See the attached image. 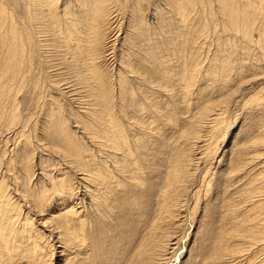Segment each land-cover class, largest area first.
<instances>
[{
	"label": "bare ground",
	"instance_id": "obj_1",
	"mask_svg": "<svg viewBox=\"0 0 264 264\" xmlns=\"http://www.w3.org/2000/svg\"><path fill=\"white\" fill-rule=\"evenodd\" d=\"M20 1L23 8L22 12H19V14L17 12V7L13 9L8 6L7 0H0V100H4V97L8 98L7 100L10 102L11 107L13 106L15 110V113H10L11 111L9 112L8 109L4 108L5 106H2L3 104L1 105L3 100L0 101V130L4 126V120L9 122L10 125H15L17 122L16 118L19 117V112L21 109L20 105L16 103L15 96L2 94H5L8 89H11V82L16 76L21 75L20 69L22 64L27 60V52H34V50H38V47L40 46L36 38L37 36L35 35L37 33H35L34 30V23L36 22L40 28L42 27L43 30H46V32L51 34V39L54 42V45L60 46L62 53L66 52V57L74 63L75 67L79 68L80 70L81 68L87 69L90 72V76L94 84L93 88L95 89H92V93L97 98V109H95L96 113H94L93 119L95 123H89L90 125L86 124L84 127L91 128V130L93 129L95 138L98 140V145H96L97 149L95 148V154L85 151L87 147L83 148V150V146L81 147L82 143L79 145L77 142L78 140H74L75 137H72V135L66 133L65 129L62 128L63 120H60L61 122L59 123L56 130L57 134L53 135V140L55 141L53 142L54 145H57L56 148L58 149L56 150L63 148L67 153V157L72 158L71 160L69 159V163H65L66 159L65 161L63 160L67 165L62 166L56 162L54 156L53 158L45 156L40 158L37 162L34 157V144L32 145L31 139L28 136L26 137L24 133V141L21 137V140H19L14 147L12 146V149H9V153H7L9 155H6L7 157H0V264H43V261L47 259V257L53 255V243L51 242V234L53 231L59 236V242L61 243L59 255L62 259L64 258V264H95V261L92 259L87 260L85 257L83 261H80L81 259L76 256L74 246L78 244V242L81 243L78 244L80 248L77 249V252L82 253L84 256V251H86L88 247V240L87 236H85L83 240L80 236H74V228L70 224V221L74 218H78L80 222L85 221L87 223V221H90V225L93 227L94 225L92 224V220L95 219L97 232L95 231L96 234L93 233V236H96L98 238V244L102 245L99 237L101 236V233L104 232V226L108 225V222L113 219V213L117 207L116 204H119L118 201L123 192V188L125 190L130 186V188H133L134 190V186L131 185V183H128L129 178L133 181V183L134 181L136 182L134 184L136 187H140L142 189L143 187L147 188L146 185H148L149 191L154 190L156 193L157 188L161 189V187L159 188L158 182L159 180L161 181V177H164L165 181H163L165 182V188L169 189V192H164L163 201L160 202L158 207L153 209L155 213H153L154 215L151 214L153 217L150 215L148 218L147 216V220L143 218V213L145 211L141 209V206L138 207L142 211V219L139 220H145L146 223H148V226L146 229L144 228L145 222L144 224L143 222L141 223L144 225L143 229H141L143 230V236L140 237L139 240L138 238H135V235L138 233L137 229H132L130 227L131 229L129 230H131V234L129 235L131 239L129 244L134 242L135 249L133 248V252L135 251V254H131V257L133 258L130 257L129 259L132 260L129 262L127 260V264H168L172 259H169L168 257L167 259L165 257L168 247V240L166 241V237L164 236L159 238V235H157V224H160L164 221H162L159 216L163 213L172 221L174 220L175 216L177 218L178 216L177 213H175V208L178 205L179 200L182 202L180 209L184 210V214L188 215L190 210L191 217L193 216L194 210L191 209L192 206L190 207V198L191 195L195 197L198 192L193 193L191 185L195 184L193 183V180L195 182L201 175V170H196L195 172L192 171L193 162L197 154L195 153V150H197L199 144L205 141L203 137L206 135L204 132H207L208 130V123H211L212 127L217 129L218 132L219 128H222V141L226 138L228 133L231 132L233 125H235V123L232 121L229 123L228 128H225L226 121L224 119L221 120V115L226 111L228 102L232 98V95H230L229 98L228 95L232 92L230 83L233 79L232 72L235 71L233 65L232 70L229 67L231 63L233 64L230 54H228V61L226 59L227 55L225 54L223 47L226 45L224 43L225 41H223L220 46V50H222L221 52L223 53L222 56L224 57L223 60L226 61V63L222 65L225 71L221 69L220 74L221 79L223 80V86L218 88L224 91L221 93V95L213 96L212 93L210 95L211 97L205 95V97L209 98H207L208 100L206 101L205 105L200 106L203 108L201 110L199 109L200 111L195 116L192 114L190 117L186 116L187 118H184V123L178 131L180 134L176 138L178 143L172 145V147H169L170 149L166 150V148L164 149V145H162V143H157V145L153 140V135L150 134H153V132L156 131L157 133L163 131L164 134V126L169 124L167 126L170 127V125L173 124L171 123L172 121H177L175 117L176 115H173L175 114L173 105H170V107L172 106L171 108L173 109H168V112L158 105L155 109L143 107V105L134 96L140 95V93L134 92L131 84L132 79L130 75L127 74L128 72L124 69H119L117 73L112 74V78L109 77V81H105V77L101 75V70L98 66L100 63L98 64V61L102 57H106L104 48L106 45L111 43V37H108V34L110 33V25L112 31V15L114 13H118L115 9L117 4L111 6L110 1L112 0H45V2L44 0ZM143 1H134V3H136V5H134L141 13H143L145 10V8H143L144 6L142 5ZM166 1L168 2L167 4H170V11H172V13L181 14L184 20L188 19L186 13L190 10L191 0ZM242 1L243 0H218V2H220V4H218L221 7L220 11L224 12V14L227 16V19L232 20L235 23V25L231 23L234 25L233 27L240 28L238 31L243 30L244 32H248L247 29L251 28L252 25L249 23L253 20V18H261V24L264 26V0H247L248 2L245 3V5L240 6ZM237 2L239 3L236 4ZM44 4L47 10L44 8ZM117 18L118 15L116 14V22L118 21ZM174 18H171L173 20H170V23L168 22L170 26L169 35H163L161 32L164 39L162 47L166 46L168 48L169 56L170 53L171 56L173 55L170 62L172 65L174 58H176V61L179 58V53H176V50H186L189 48L191 43L194 44V50H199V47H197L199 37L195 39L191 37V34H188V32H184L185 35H183L184 41L182 43V48L178 49V44L180 43H178L177 38V22H175L176 20ZM253 21L257 20L255 19ZM227 25H229L228 22ZM247 26L249 28H247ZM141 30L142 35L139 33L140 35L137 38V42H140V44L142 43L144 45L142 48H140L142 56L139 53V55L142 57H140V59L143 61V63H141L143 65V71H138L141 78L144 79V82H147L148 78L152 77L153 75H158L159 77H157V81L163 82V84L167 85L164 86H169L171 88V85L174 81L173 79L180 77L182 79L180 81H182V84L184 85V88H182L184 89L183 92L185 93L184 97L189 96L186 94L192 92L191 88L195 85L196 77L198 76L199 72H201L199 71V64L201 61H199L200 59L197 60L199 58V56H197L198 54L196 55L197 57L194 56V58L187 56V58H190V61L195 59L196 66H198V68L188 65L187 63L183 66V70L182 68L180 69V72L177 71L178 69L176 68V65L173 68L170 66L171 68L168 71V65L164 67V63L166 62L164 58L165 55H161L163 52L161 51V47L157 45L158 43H155L154 40H152L153 42L150 41L146 43V41H148L146 33H150L152 31L151 27ZM136 35H138V32H136ZM260 36H263V39L261 38V43L259 44L260 47L264 49V30H260ZM69 43L71 46H68ZM109 47L115 48L114 43L110 44ZM163 50L165 51V48ZM189 51L191 52V49ZM134 52H132L131 55L135 54ZM259 56H261L260 58L262 59V53ZM187 60L188 59H186V61ZM135 61L136 60H134V62ZM126 65L134 67L131 63ZM217 67L215 65H210V68L207 70L209 72H207L208 74L206 73L207 76L210 78L214 77L216 72L215 69ZM248 67L250 68V66ZM261 67L262 65L259 63V59H256L253 63V68ZM242 68L243 66L241 67L240 65V67L236 69V74L238 76L241 75ZM211 70L212 72H210ZM132 72H134L133 75H135L137 70H132ZM149 80H151V78ZM114 84L117 85L118 88L117 93L112 100L110 95H113ZM160 85L161 84H159V86ZM259 92H261V90L258 91L256 95H258ZM128 95H131L130 101L127 100ZM224 95L226 96L225 98ZM147 98L150 99L149 96ZM127 102H129L128 105L126 104ZM219 107L222 108V111ZM187 109L189 110V108ZM219 111L221 112L219 113ZM166 118L169 119V123H164V121H166L164 119ZM134 119L142 122L140 126L143 128L147 127V134H149L150 137L145 135L146 139L143 141L141 138L134 139L131 137L127 129H138L137 126L134 127L136 125H134ZM87 122H89V120ZM23 125L21 124V126ZM19 129L21 130V127ZM262 133L263 136H261V139L264 141V131H262ZM219 140L213 141L215 145L213 142L209 141L210 143L205 144L204 148L207 149L211 146H213V148H219L221 144L223 145L222 141ZM82 141H84V139H82ZM151 144H154V146ZM203 144L204 143H202V145ZM59 145H61V147ZM148 147L149 149H153L151 155H154L152 159H150V162L152 160L155 161L156 168L158 165H160L158 174H156V172L152 169L150 172H148L146 170L147 168L145 169L144 167L145 162H143V158L140 157L142 152H145ZM201 148L203 149V147ZM222 150V156L221 158L219 157L220 159L218 161H222L223 159L222 157L225 153L224 147H222ZM84 152H89V154L92 155L86 154ZM162 154H164V156ZM162 159L166 161V166H164L165 172L163 175L161 173V168L163 166L161 164L163 161ZM148 164L150 165V163ZM207 171L208 169L205 170L200 176L201 180H199L201 182L206 178L205 175L207 174ZM130 173L131 175H128ZM150 176L151 180L148 181ZM252 180L255 181V179ZM257 180L261 181L260 186H258L257 189L252 186V188L248 191L250 196L246 198L247 202L251 204L250 209L247 210V213H245L246 220L244 215V219L241 220L242 218L240 217L242 216V213L238 212L232 214V218H230L234 223L232 224L236 225L235 227L232 226L233 229H236V227L238 228L240 224L241 226L245 224L246 227L244 228L245 230L243 234H241V232L239 233L241 234L240 237L243 240L244 245L241 246V248L239 247L240 249L231 248L229 249L231 250L229 252H232L231 254L236 256L237 254L250 249L252 255L249 254L251 256H249L247 261L252 264L258 262L257 255L264 251V224L260 222L261 216H263L264 222V203H261L263 200H261V197L264 195V193H262L261 190L260 192L262 194L256 192L259 191V189L264 190V177L262 176V179ZM155 184L156 187L154 188ZM185 184H189L190 187H188L187 191L183 193L184 189L187 187ZM251 193H253V195ZM137 203L138 202H136V205ZM122 204L123 203L120 204L121 208L125 209L122 207L125 204ZM247 206L248 205L246 204V207ZM229 216L230 215H228V219ZM52 222L53 225H50ZM122 222L124 223V221ZM126 223L128 222L126 221ZM113 226L114 225H112V227ZM138 230L140 232V229ZM125 232L127 231L125 230ZM109 234L111 233H108V235ZM243 235L244 237H242ZM227 236L228 235H224L223 240ZM112 242L113 240L111 239V243ZM232 242H234V240ZM107 245L110 244H106V246ZM224 246L225 247L222 248L226 249L227 253L228 250L226 248V244H224ZM110 248H107L110 253L109 255H113V250H110ZM217 248L219 253H223L220 247ZM107 253L108 251L105 250L104 255H108ZM226 253L224 252L223 254ZM87 254L86 256L90 258L95 256L94 254ZM216 257L218 256L216 255ZM95 258L97 259L96 256ZM110 259L114 260V258ZM262 263L263 262H261V264Z\"/></svg>",
	"mask_w": 264,
	"mask_h": 264
},
{
	"label": "rangeland",
	"instance_id": "obj_2",
	"mask_svg": "<svg viewBox=\"0 0 264 264\" xmlns=\"http://www.w3.org/2000/svg\"><path fill=\"white\" fill-rule=\"evenodd\" d=\"M134 1L135 0L110 1L111 6L117 4L115 6V9L118 12L112 15V31L110 25V33L108 34V37H111L110 44L114 43L115 48L109 47L110 44L105 46L104 53L106 57H102L98 61V64L100 63L98 66L101 70V75L105 77V81H109V77L112 78L111 75L117 73L119 69L126 70L128 72L127 74L130 75L132 79L131 84L134 92L140 93V95L134 96L143 105V107H150L155 109L158 105L167 112L174 108L173 110L175 114L173 115H176L175 117L177 121H172L171 123L173 124L170 125V127L167 126L169 124H166L164 126V134L163 131L160 133H157L156 131L153 132V134H150L153 135V140L156 142V144L162 143V145H164V149L166 148V150L170 149L169 147H172V145L177 144L178 140L176 138L180 134L178 133V131L184 123V118L190 117L192 114L194 116L198 114V112L203 108L200 106L205 105L206 101L208 100L207 98H209L205 97V95L210 96L211 93L213 96L221 95V93L224 91L218 89L223 86V80L221 79L220 74L221 69L225 71L222 65L226 63V61L223 60L224 57L222 56V50H220V46L223 41H225L224 43L226 44L225 46H223L224 52L227 55L226 59L228 58V54H230V57L233 60V64L231 63L229 67L232 70L233 65L235 70L232 72L233 79L230 83L232 92L228 95V98L230 95H232V98L229 100L227 107L224 105L227 109L221 115V120L224 119L226 121L225 128H228L229 123L232 121L235 123V125H233V127L231 128V132L228 133L226 138H223V142L221 135L222 128H219L218 132L217 129L212 127L211 123H208L207 132L209 134L207 132H204V134H206L203 137L205 141L202 143L204 144H199L200 146L198 145L197 150H195V153L197 154L193 162L192 171L195 172L196 170H201V175L205 170L208 169V171L205 175L206 178L202 182L200 181V175V180L197 179L195 182L193 180V183L195 184L191 185L192 192H198L195 196L196 198L192 195L190 198V207L192 206L191 209L194 210L193 216L191 217L190 210L188 212V215L184 214V210L180 209V205H182V202L180 200L175 208V213H177L178 216L177 218L175 216L174 220L172 221L163 213L159 216V218L164 221L160 224H157V235H159V238L164 236L166 237V241L168 240V247L165 257H168L169 259L172 258L168 264H252L247 261L249 256L252 255L250 249L245 250L237 254L236 256L232 255V252H229L231 251L229 250L231 248L238 249L239 247L241 248V246L244 245V242L241 239L240 235L243 234L245 230L244 228L246 227V225L243 223L244 225L241 226L240 224L238 228L236 227V229H233V227H235L236 225H233L234 223L230 218H232V214L236 212L242 213L241 215L245 216V213H247V210H249L251 207V204H249L246 199L248 196H250V193L248 194V191L252 188V186L257 189V187L260 186L261 183V181L257 179H262V176L264 177V141L261 139V136H263L262 131H264V49L260 47L259 44L261 43L260 40L263 37L260 36V30H264V26H262L263 24H261V18H253V20L256 19L257 21L252 20L249 24H252L253 26L251 25V28H249L250 25L249 27L247 26V28H249L247 29L248 32H244L243 30L238 31L240 28L233 27L235 23L232 20L227 19V16L224 14V12L220 11L221 7L219 6L220 2H218V0H191L190 10L186 13L188 17V19L186 18L187 20H184L181 14L172 13V11H170V4H167L168 2L166 0H142V5L144 6L143 8H145L143 13L137 10V7L135 6L136 3H134ZM248 1L243 0L240 6L245 5V3H247ZM239 2H237L236 4H238ZM7 3L8 6L13 9L17 7L18 13L22 12L23 6L20 0L19 2L18 0H7ZM44 8L46 9L45 4ZM116 14L118 15L117 22ZM173 14L175 15V18ZM171 18H174L176 20L175 22H177V38L178 43H180L178 44V49L182 48V43L184 41L183 35H185V33L188 32V34H191V37L195 39L199 37V41L197 43V47H199V50H194L193 43H191L189 48L186 50H176V53H179V58L177 61L175 60L176 58H174L173 65L170 64L173 55L171 56L170 53L169 56L168 48L166 46L162 47L164 40L163 35H169L170 32L169 23L173 20ZM227 22L229 25H227ZM231 23L234 25H232ZM34 27L35 33H37L35 35L37 36L36 38L40 46L38 47V50H34V52H29L27 49V60L22 64V67L20 69L21 75L16 76L11 82V89H8L5 94H2L14 95L16 103L20 105L21 111L19 112V117L16 118L17 122L15 125H10L9 122L4 120V126L0 130V157H5L6 155L8 156L9 154L7 153H9V149H12L18 143V141L21 140V137L24 141V136L26 135V137L28 136L31 139L32 145L34 144V157L37 162L40 158H43L45 156L52 158L54 156L56 162H58L62 166H65L67 165L65 163H69L72 158L67 157V153L63 148H59V150H56L58 148H56L57 145H54L55 141L53 140V135L57 134L56 130L59 123L61 122L60 120H63L62 128L65 129L66 133L72 135V137H75L74 140H78L77 142L79 145L81 143L85 145L84 147V145L81 144V147L83 146L82 149L87 147L86 149L88 150L85 149V151H89L92 154H95L96 152V145H98V140L95 138L93 129L91 130V128L84 127L86 126V124L90 125L89 123H95L93 119L94 113H96L95 109H97V98L92 93L94 84L90 76V72L87 69L81 68L80 70L79 68L75 67L74 63L66 57V52L62 53V49L60 48V46L54 45V42L51 39V34L49 32L43 30L42 27L40 28V26L36 24V22L34 23ZM147 27H151L152 31L150 33H146L148 39L146 43L150 41L153 42L152 40H154L155 43H158L157 45L161 47V51L163 52H161V55H165L164 58L166 62L164 63V67L168 65V71L171 67L173 68L176 65V68L178 69L177 71L180 72V69L182 68L183 70V66L187 63L188 65H192L193 67L198 68V66H196L195 59H192L190 61L191 57L194 58V56L198 54L197 56H199V58L197 60L200 59L199 61H201L199 64V71L201 72H199L198 74L199 77H196L194 85L195 87L192 86L191 88L192 92L190 91L191 93L186 94L189 96L184 97L185 93L183 92L184 89H182L184 88V85L182 84V81H180L182 80L180 77L173 79L175 82L173 81L171 89L169 86L166 87L167 85L163 84V82L157 81V77H159L158 75L156 76L152 74L153 76L150 77L151 80H149L150 78H148V80L153 83L149 82L148 80L147 82H144V79L139 75V72L143 71V65L141 64L143 63V61H141L140 59V57L142 56L140 48H142V46L144 45L142 43L140 44V42L138 43L137 38L142 32L141 29L144 30ZM136 32H138V35H136ZM161 32L163 33V35L161 34ZM129 41L131 42V44ZM68 46H71L70 43L68 44ZM164 48L165 51L163 50ZM190 49L191 52L189 51ZM132 52L135 53L132 54L133 57L131 55ZM139 53L141 56L139 55ZM261 53L263 55L262 59L260 58L261 56H259L261 55ZM187 56H190V58H187ZM186 59H188L189 61H186ZM256 59H259V63L262 65L261 68H253V63ZM134 60H136L137 62L135 61V63ZM125 63H131L134 67L126 65ZM210 65L219 67L215 69V76L211 78L207 76V72H209L207 70L210 68ZM240 65L241 67L243 66V68L241 71V75L238 76L236 74V69L239 68ZM248 66H250V68ZM132 70H137L135 75H133L134 72H132ZM210 72H212V70ZM157 82L161 85L159 86ZM215 83L218 85H216ZM117 88V85L114 84L113 95H110L112 100L117 93ZM260 90L261 92L256 95ZM148 96L150 97V99L147 98ZM130 97L131 95H128V101H130ZM225 97L226 96L224 95V98ZM5 98L6 97H4L5 101L3 99V101L0 100L2 101L1 105L3 104L2 106H5V109H8L9 112L11 111L10 113H15L13 106L11 107L10 102L7 100L8 98ZM126 104L128 105L129 102H127ZM170 105H173V108H171L172 106L170 107ZM187 108H189V110ZM221 111H219V113ZM88 120L89 122H87ZM134 120V125L136 124L134 127L137 126L138 129H127L131 137L134 139L141 138L142 141L146 139L145 135L150 137V135L147 134V127L143 128L142 126H140L142 122ZM164 120H166L164 121V123L170 122L168 118ZM21 124L24 125L21 126ZM20 127L22 131L19 129ZM17 133L20 134L18 135ZM23 133L25 135H23ZM82 139H84V141H82ZM215 140L222 141L223 145L221 144L219 148H213V146L207 149L204 148L205 144L213 142ZM213 144L215 145L214 142ZM151 145L154 146V144ZM59 146L61 147V145ZM201 147H203V149ZM222 147H224L225 153L223 152L224 154L222 157V161H218L222 156ZM5 149L7 150V152ZM89 152L84 153L89 154ZM151 152H153V149H149L148 147L145 152H142L140 157L143 158L142 160L143 162H145L144 167L145 169L147 168L146 170L148 172H150L152 169L156 172V174H158L160 165L157 164L158 167L156 168V163L153 160L151 161V164L150 159H152V157L154 156L151 155ZM162 155L164 156V154ZM65 159L66 162L64 163ZM146 162L150 163V165ZM165 163L166 161L164 160L161 163L163 165L161 168L162 175L165 172ZM128 175H131V173ZM160 179L161 181L159 180L158 182L159 188L161 187V189L157 188L155 193L154 190L149 191L148 185H146L148 189L144 187L142 189L140 187H136L134 185L136 182L134 181L133 183V181L129 178L128 183H131V185L134 186V190L133 188H130V186L125 190L123 188V192L118 201L119 204H116L117 207L115 209V212L113 213V219L108 222V225H105L106 227L104 226V232L101 233V236L99 237L102 245L98 244V238L96 236H93V233L96 234L97 232L95 219L92 220V224L94 225L93 227L90 225V221H87V223L85 221L80 222L78 218H74L70 221V224L74 228L75 237L80 236L83 240L85 236H87L88 247L86 251H84V256L82 253L77 252V249L80 248L78 244L81 243L78 242V244L74 246L76 256L81 259L80 261H83L86 257L85 259L87 260H94L95 264H127V260L128 262L132 260H130L129 258L131 257V254H135V251L133 252L135 246L134 242L132 243L133 245L131 243L129 244V241L131 239L129 235L131 234V230L129 229H137L138 233L136 232V239L138 238L139 240L140 237L143 236V230L141 229H143L144 225V228L147 229L148 223H146L145 221L147 220V216L149 218L150 215L154 213L153 209L158 207L160 202L163 201L164 192H169V189L165 188L164 177H161ZM252 179H255V181ZM150 180L151 176L148 181ZM186 185L187 187L184 189L183 193L187 191L188 187H190L189 184H185V186ZM155 187L156 184L154 185V188ZM260 190L262 193H264L263 189H259V191L256 192L261 193ZM253 193L251 194L253 195ZM262 197L261 200H263L261 203H264V195H262ZM120 202L125 204H122V207L125 209L121 208ZM136 202H138L137 205ZM246 204L248 205L247 207ZM140 206L143 211H147L146 213H143V218L145 220H139L142 219V211L140 210V208H138ZM153 215L151 216L153 217ZM228 215H230V221L228 219ZM123 216H126L125 218L127 219H125ZM242 216L240 217L242 218L241 220L244 219V216ZM261 217L260 222L264 224L263 216ZM122 221H124V223ZM126 221L128 223H126ZM142 222L143 224L145 222V224H141ZM50 225H53V222ZM112 225L114 226L112 227ZM138 229H140V232ZM125 230L127 232H125ZM53 232L51 234V242L53 243V257H47V259L43 261V264H54L55 262L57 264H64V258L62 259L59 255L61 250L59 236L58 234ZM106 232L111 234L108 235V233ZM240 232L241 234H239ZM224 235L228 236L223 240ZM242 237H244V235ZM232 238L235 243L232 242ZM111 239L113 240L112 243ZM106 244L110 245L106 246ZM224 244H226V248L228 250L227 253L226 249L222 248L225 247ZM217 247H220L223 253L225 252L226 254L219 253ZM107 248L113 250V255H109L110 253ZM105 250L108 251V255H104ZM87 253H90V255L94 254L97 259L95 258V256L92 258L87 257ZM102 253L104 256L102 255ZM263 253L264 251L260 252V255H257L258 262H256L255 264H261V262H263L262 264H264ZM216 255L218 257H216ZM110 258H114V260Z\"/></svg>",
	"mask_w": 264,
	"mask_h": 264
}]
</instances>
